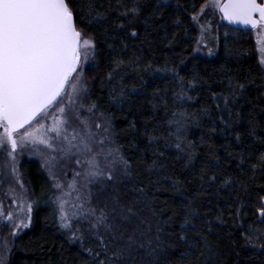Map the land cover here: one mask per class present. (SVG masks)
Returning a JSON list of instances; mask_svg holds the SVG:
<instances>
[{
	"label": "trees",
	"instance_id": "1",
	"mask_svg": "<svg viewBox=\"0 0 264 264\" xmlns=\"http://www.w3.org/2000/svg\"><path fill=\"white\" fill-rule=\"evenodd\" d=\"M204 2L95 0L106 20L88 26L77 17L84 34L93 35L98 45V67L89 72L91 100L98 101L100 110L112 119L121 152L140 174L137 187L147 193L145 203H140L134 201L135 194L121 192L123 202L131 204L137 215L116 243L123 245L130 235L138 244L145 243L134 264H189L181 257L186 245L179 239L180 225L189 211L194 213L195 225L189 239L199 241L195 232L206 235L221 264H264L260 247L264 223L256 212L264 196V169L252 168L264 153L260 142L264 140V75L251 31L222 22L207 25V36L214 39L209 47L213 55L192 54L204 33L191 17ZM133 31L138 35L132 36ZM118 61L122 63L117 68ZM113 68V79L108 81ZM113 88L117 93L123 89V105L110 102ZM190 156L195 157L191 164ZM19 172L32 205L31 219L25 221L27 228L6 224L15 234L11 232L8 245L0 243V257L10 264H91L81 242L72 241V232L60 227L56 190L44 167L28 158L21 161ZM212 175L217 176L214 182L208 180ZM224 179L230 184L221 186ZM5 188L8 185L2 184L1 189ZM103 199L94 196L92 204L99 209ZM169 217L171 227L164 223ZM140 221L144 235L132 230ZM81 224L88 228L87 222L74 226ZM158 225L163 228L159 247ZM84 235V247L96 248L95 238Z\"/></svg>",
	"mask_w": 264,
	"mask_h": 264
},
{
	"label": "snow or ice",
	"instance_id": "2",
	"mask_svg": "<svg viewBox=\"0 0 264 264\" xmlns=\"http://www.w3.org/2000/svg\"><path fill=\"white\" fill-rule=\"evenodd\" d=\"M163 7L161 4L160 8ZM208 10L218 12L221 19L230 24H243L255 30L259 63L264 66V3L260 0H205L191 19L199 22ZM77 17L88 26L107 19L104 12L97 10L95 0H0V148L7 146L10 149L7 156L13 161L12 173L21 189L24 185L20 183L15 166V153L28 145H32L34 151H39L38 146L41 145L47 149V152L40 151L39 154L53 187L61 193L55 200L60 227L72 232V241L81 242V247L92 258L91 264H129L130 260L134 264V256L145 248V243L138 244L131 235L123 245L116 243L124 238L127 225L133 224L137 215L131 204L123 202L121 192L123 196L135 194L134 201L140 203H145L147 193L145 188L137 187L140 174L133 171L129 159L121 152L122 145L117 142L112 119L100 110L98 101L91 100V88L85 80V65L90 69L98 67L89 63V60H95L98 45L93 35L85 37ZM175 22L179 23V20ZM201 32H208V28L201 25ZM131 35L137 36L138 33L133 31ZM200 42L197 40V44ZM108 46L112 47L111 44ZM208 55H213V49H208ZM120 63L122 61L116 62L117 68ZM115 70L113 68L107 74L108 81L113 79ZM238 87L242 89L244 85ZM125 99L123 89L119 93L114 88L109 92V100L116 106L123 105ZM82 111L89 115L82 116ZM50 114V124L40 123ZM93 117L100 122H95ZM250 134H254V129ZM260 142L264 143V140ZM49 153H59L60 159L75 157L76 166L83 168V171L73 172L67 191L54 171L58 158ZM100 156H103V163L98 159ZM194 158L190 156L188 163L191 164ZM258 166L264 169V153L252 168ZM200 173L203 181L204 168ZM78 179L82 181L81 187L87 189L86 193L77 187ZM216 179V175L208 177L209 181ZM228 184L230 180L224 179L221 186ZM72 193H76L75 200L69 199ZM94 196L98 200L104 197L99 209L92 204ZM145 206L150 208L147 204ZM31 211L32 205L29 204L28 213ZM256 212L260 222L264 223V196L260 197ZM152 214L156 215L155 211ZM193 215V212H187L180 225L179 239L186 245L181 257L187 258L189 264H221L206 235L195 232L200 237L199 241L189 239L188 232L195 229ZM11 218L9 213L8 219ZM81 221H87V229L82 224L74 226V222L79 224ZM171 221L172 217H169L164 223L171 227ZM142 223L134 224L133 232L144 235L140 228ZM188 225H191L190 229L186 227ZM15 226L27 228L29 224L21 221ZM161 231L163 228L158 225L157 247ZM84 232L95 238L98 242L96 248L84 247ZM246 239L251 242L250 237ZM152 243L151 239L147 241L149 246ZM260 247L264 248V245ZM101 255L103 259H100ZM0 264H10V261L0 257Z\"/></svg>",
	"mask_w": 264,
	"mask_h": 264
},
{
	"label": "rangeland",
	"instance_id": "3",
	"mask_svg": "<svg viewBox=\"0 0 264 264\" xmlns=\"http://www.w3.org/2000/svg\"><path fill=\"white\" fill-rule=\"evenodd\" d=\"M215 22L218 24L221 22V17L218 12L213 13L212 10H208L205 15H203L200 19L199 22H197L198 27L201 31V25H204L207 27V25L211 22ZM208 28V27H207ZM209 31V28H208ZM202 34V33H201ZM85 35V34H84ZM89 35H85L87 37ZM251 36L254 41L256 53H257V59H258V64L262 70V73L264 75V66H261L259 63V53L257 51V44H256V39H257V33L255 30H251ZM201 42L199 44H195L194 49H199V51H194L193 49V55L194 56H211L208 55V49L211 46L212 43H214V39H212L209 36H207V32L203 34V39L201 37L199 38ZM89 63H95L96 64V58L95 60H89ZM85 80L89 82V86L91 87L92 79L89 76V72L92 70L85 65ZM67 98L65 97V100ZM87 103V101H86ZM59 107V105H57ZM55 112V109L52 110V113ZM82 116L87 117L89 114L87 112L82 111ZM97 116H99V113H97ZM95 122H100V120L96 119V117H93ZM40 123L44 124H50L51 123V114L49 115L48 118L41 120ZM36 125L33 124V127ZM2 131V129H0ZM39 151H34L32 145H28L22 149H18L17 152L15 153V158H16V169L17 173L19 176L20 183H22V179L20 176L19 172V165L22 160L28 159V158H33L36 159L41 165L43 164V160L41 158V155L39 154L40 151L47 152V149H44L43 146H38ZM10 150L7 148V146L0 148V243L5 242L6 245H8L9 241L11 240V232L15 234L14 230H8V227L6 226L9 225L11 228L15 227V225L19 224L21 220H24L27 222L29 220V213H28V205L31 204L29 199L26 196V189L20 188V185L16 183V177L13 176L12 173V166H13V161L10 157L7 156V151ZM98 150V149H97ZM50 155H55L58 158V161L56 163V167L54 171L56 172V175L58 177V180L64 185V190L67 191V184L72 181L73 179V172L74 171H83V168H78L75 164V157L72 158H65V159H60V154L59 153H49ZM98 159L103 163V156L98 157ZM46 170V168L44 167ZM47 172V170H46ZM48 173V172H47ZM66 173V174H65ZM6 184L8 185V188L1 189V185ZM23 184V183H22ZM82 181L80 179L77 180V187L80 188L81 192L86 193L87 189H84L81 187ZM56 190L57 196L61 195L60 191ZM21 193H23V198L21 199ZM76 193H72L71 197L69 199L75 200ZM87 207V206H86ZM15 211V212H14ZM11 213V219H8V214ZM15 213V214H14ZM27 217V218H26ZM87 221H81L80 223H85ZM76 225L77 223L74 222ZM5 227V228H4Z\"/></svg>",
	"mask_w": 264,
	"mask_h": 264
},
{
	"label": "water",
	"instance_id": "4",
	"mask_svg": "<svg viewBox=\"0 0 264 264\" xmlns=\"http://www.w3.org/2000/svg\"><path fill=\"white\" fill-rule=\"evenodd\" d=\"M260 2L264 3V0H261ZM220 17H221V15H220ZM221 22L223 24H225L227 26H230L232 28H235V29L244 30V31H251L252 30L249 26H245L243 24H230L228 21H225V20H222V19H221Z\"/></svg>",
	"mask_w": 264,
	"mask_h": 264
}]
</instances>
